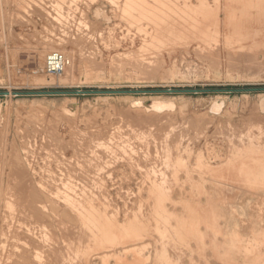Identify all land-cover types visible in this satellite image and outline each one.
Instances as JSON below:
<instances>
[{"label": "rangeland", "instance_id": "obj_1", "mask_svg": "<svg viewBox=\"0 0 264 264\" xmlns=\"http://www.w3.org/2000/svg\"><path fill=\"white\" fill-rule=\"evenodd\" d=\"M132 4L0 0V264H264V0Z\"/></svg>", "mask_w": 264, "mask_h": 264}, {"label": "built area", "instance_id": "obj_2", "mask_svg": "<svg viewBox=\"0 0 264 264\" xmlns=\"http://www.w3.org/2000/svg\"><path fill=\"white\" fill-rule=\"evenodd\" d=\"M69 65L68 58L60 53L54 52L48 55L46 60V71L51 75H62Z\"/></svg>", "mask_w": 264, "mask_h": 264}, {"label": "bare ground", "instance_id": "obj_3", "mask_svg": "<svg viewBox=\"0 0 264 264\" xmlns=\"http://www.w3.org/2000/svg\"><path fill=\"white\" fill-rule=\"evenodd\" d=\"M129 4H132V0H129ZM133 5V4H132ZM197 9V8H196ZM208 9V8H207ZM193 13V12H192ZM229 13V12H228ZM232 15V14H231ZM227 17H228V15H227ZM232 18V17H231ZM229 20V19H228ZM205 25V24H204ZM203 25V26H204ZM203 26H202V28H203ZM199 27V26H198ZM194 28H195V26H194ZM200 28V27H199ZM196 29V28H195ZM204 30V29H203ZM46 52V51H45ZM43 56V55H42ZM76 60V59H75ZM66 111H68V112H70L71 111V109H69V108H67L66 109ZM96 179V178H95ZM251 185V184H250ZM93 213V212H92ZM216 221V220H215ZM212 227V226H211ZM87 228V227H86ZM214 228V227H213Z\"/></svg>", "mask_w": 264, "mask_h": 264}, {"label": "water", "instance_id": "obj_4", "mask_svg": "<svg viewBox=\"0 0 264 264\" xmlns=\"http://www.w3.org/2000/svg\"><path fill=\"white\" fill-rule=\"evenodd\" d=\"M168 92H172V91H168ZM81 92H78V94H80Z\"/></svg>", "mask_w": 264, "mask_h": 264}]
</instances>
